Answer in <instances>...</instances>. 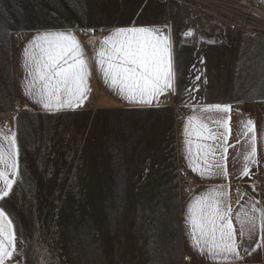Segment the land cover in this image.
Wrapping results in <instances>:
<instances>
[{"label": "rangeland", "instance_id": "374dc122", "mask_svg": "<svg viewBox=\"0 0 264 264\" xmlns=\"http://www.w3.org/2000/svg\"><path fill=\"white\" fill-rule=\"evenodd\" d=\"M123 26L154 29L173 52V80L150 106L38 112L16 92L12 59L34 33ZM209 101L264 114V0H0V129L14 152L0 264H184L180 214L198 185L177 135ZM241 183L264 197V166Z\"/></svg>", "mask_w": 264, "mask_h": 264}, {"label": "crops", "instance_id": "0c3cea01", "mask_svg": "<svg viewBox=\"0 0 264 264\" xmlns=\"http://www.w3.org/2000/svg\"><path fill=\"white\" fill-rule=\"evenodd\" d=\"M174 72L168 43L144 26L87 39L41 30L19 46L10 67L16 92L38 112L145 108L165 93ZM177 152L198 185L180 214L184 264H264V197L241 183L255 165L264 166V114L229 101L201 104L181 123ZM13 168V148L0 129V190ZM10 238L9 230L2 251Z\"/></svg>", "mask_w": 264, "mask_h": 264}, {"label": "built area", "instance_id": "2783aa9c", "mask_svg": "<svg viewBox=\"0 0 264 264\" xmlns=\"http://www.w3.org/2000/svg\"><path fill=\"white\" fill-rule=\"evenodd\" d=\"M191 177V176H190ZM192 180H194V178L191 177Z\"/></svg>", "mask_w": 264, "mask_h": 264}, {"label": "bare ground", "instance_id": "6f19581e", "mask_svg": "<svg viewBox=\"0 0 264 264\" xmlns=\"http://www.w3.org/2000/svg\"><path fill=\"white\" fill-rule=\"evenodd\" d=\"M258 10V9H257Z\"/></svg>", "mask_w": 264, "mask_h": 264}]
</instances>
